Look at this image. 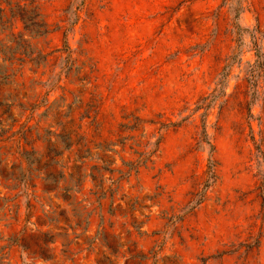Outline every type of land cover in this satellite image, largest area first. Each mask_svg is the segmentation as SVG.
Listing matches in <instances>:
<instances>
[{"label":"rangeland","instance_id":"1","mask_svg":"<svg viewBox=\"0 0 264 264\" xmlns=\"http://www.w3.org/2000/svg\"><path fill=\"white\" fill-rule=\"evenodd\" d=\"M16 1L0 0V247L22 229L28 246L72 242L6 261L95 264L102 217L146 264H264V0H37L44 36L7 23ZM61 125L86 134L87 166L113 169L105 197L89 178L76 194L86 225L43 192L74 163L45 145Z\"/></svg>","mask_w":264,"mask_h":264},{"label":"trees","instance_id":"2","mask_svg":"<svg viewBox=\"0 0 264 264\" xmlns=\"http://www.w3.org/2000/svg\"><path fill=\"white\" fill-rule=\"evenodd\" d=\"M9 15L6 17L7 23L12 26L13 21L18 20L26 28L28 33H31L35 36H44L50 32L49 24L45 20V15L41 12L40 5L37 0H17L16 2H9ZM31 5L33 13L31 16L26 15L25 8H28ZM11 9H16L18 12L11 13ZM65 43V41H63ZM99 136V133L96 134ZM56 141L51 142L46 140V147H56L61 145L63 149H70L74 147V163L68 172L66 173L67 178H65L63 184L55 183L43 188V192L56 191L59 198L67 203L68 206L78 213V217L82 214H85L84 221L85 225L87 224V219L91 210H86L89 205L85 199H78L76 194L81 190L82 184L86 178L92 182L94 186L99 189L98 198L105 197V193L102 191L103 182L106 180L104 177V171L112 174L113 169H104L101 166L91 165L87 166V155L88 149L87 144L89 140L86 139V134L82 133L81 135L76 133L74 129H67L65 125H61V128L58 133L54 135ZM114 152V150H112ZM58 152L57 154H59ZM58 174L62 176L61 170L58 171ZM126 174V173H125ZM111 178V177H110ZM121 178L117 177L113 180L112 189L108 195L110 202L113 201L114 193L119 187ZM97 182V183H95ZM59 192V193H58ZM117 208V207H115ZM112 214V212H110ZM113 215V214H112ZM78 225L77 222L74 224ZM102 225V226H101ZM139 226H135L138 228ZM81 230H85L83 227ZM33 233H27L23 229L12 235L7 239L9 242L5 246L0 247V264H9L6 261L7 251L4 249L8 248L11 245H14L20 249L21 252L29 255L32 258H37L42 261L51 260L52 253L55 249L53 246L57 239H60V253L67 257L69 252V244L71 240H67L65 233H52L50 231L40 232L41 238L39 240H33L31 246H28L24 243L25 238H30ZM73 238H78L81 234H76L73 232ZM132 233L130 230L125 231V240L123 242L119 241V236L107 231L103 226V218H99V229L97 230L95 236L87 242L88 246L92 244V241L96 240L99 249V255L95 259V264H119V258L124 257L123 264H146V257L136 249V242L132 240ZM124 247V250L121 251V248ZM125 255V256H124Z\"/></svg>","mask_w":264,"mask_h":264}]
</instances>
